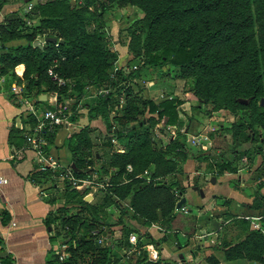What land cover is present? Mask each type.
<instances>
[{"label":"rangeland","instance_id":"obj_1","mask_svg":"<svg viewBox=\"0 0 264 264\" xmlns=\"http://www.w3.org/2000/svg\"><path fill=\"white\" fill-rule=\"evenodd\" d=\"M67 1L71 8L82 6V0ZM94 2L95 12L98 13L94 20L86 22L85 30L92 32L100 28L104 33L105 50L116 56V51H118L121 59L123 55L128 54L129 58L123 61V64L128 62V65L126 69H121L115 61L111 63L105 80L99 85L83 81L81 87L77 89L81 73H75L73 77H69L74 86L70 95L64 98L68 104L67 112L70 121L67 128L62 127L57 133L56 142L62 140L65 144L71 134L82 132L84 138L90 140L91 145H81L75 153H71L62 144L58 149V154L65 162L71 161L73 156L81 160L80 167L83 171L79 177L86 178L87 175L90 184L86 188L75 189L63 179L58 178L52 181L58 182L60 188L47 190L51 193L53 200L55 228L57 227L59 230L60 237L65 236L66 231L70 228L64 223L66 221L64 219L67 215L77 211L79 205L76 201L82 193H85L86 196L90 195L88 196L90 198L93 195L95 200L91 203L104 204V198L108 197L106 193L116 184L121 187L131 181L129 184L131 189L126 195L124 193L121 196L118 194L116 196L114 193L112 203L103 206L99 212L104 223L100 231V244L109 246V258L112 263L125 259L133 261L143 253L146 257L147 245L156 247L157 243L161 245L162 242H165L169 247L173 244L172 242L178 241L179 245H183L185 240H188V243L191 244L194 239L205 242L211 237L209 232L215 230L219 225L220 228L216 229L214 241L219 244L220 249H212V253L219 261L218 264H260L245 259L226 261L221 256L223 244H234L253 228L251 222L243 218L248 213H241L244 206L238 201L250 198L252 203V200L257 196H264V128L260 124H253L251 130L244 131L251 134L250 140L241 141L239 139V132L242 129L240 121L241 119L247 121L251 117L253 109L244 107L232 110L224 107L220 97L205 99L204 102L198 101L191 90L196 84L200 70H194V68L180 70L167 63L143 66L142 63L147 58L143 54L141 45L145 33L144 10L134 4L117 5L113 3L108 5L105 11H101L99 8L101 0H94ZM219 4L217 10L221 13V6H224L225 12L221 17L226 18L230 14L231 5L234 7L239 2L220 1ZM215 13L218 14V11ZM179 34L180 32L176 31L172 39L177 38ZM168 36H170L169 29H162L152 44L151 53L159 54L164 42L168 40ZM38 37L41 38V36ZM55 43L56 41L53 44L55 45ZM115 43L117 50L113 49ZM219 48L222 50L220 54H224L226 49L230 50V44L223 42ZM137 71L140 81L133 83L131 72ZM112 72L113 74H111ZM121 76L125 77L124 81H119ZM215 79L204 77V80L209 82ZM151 85L152 87L148 89ZM143 87L148 89L146 93H142ZM105 89L106 93L98 95L100 90ZM98 97L101 99L107 97L108 99L106 103H95V111L89 110L88 104L94 103ZM163 97L175 100L177 116L173 124L166 123L167 116L162 115L158 118L155 112H148L145 108L141 113H135V122L146 121V123L143 121L139 126L147 138L151 152L164 155L165 160L170 157L174 158L172 172L153 176L154 165L152 163L142 167L141 163L136 161L133 166L126 164L124 170L116 175L115 168L109 165L110 155L119 149L122 150V153L127 151L130 144L136 142L135 134L132 132H129L128 135L122 133L124 135L120 138L113 136L116 143L107 139L109 143L102 145L100 132L96 128V120L104 118L106 122H111V116L121 115L127 103L135 104L140 110L144 105L142 104L143 100L151 99L158 102ZM259 98L255 102L256 111L264 105V101L260 102ZM261 98L264 100V97ZM239 101L241 104L247 102L245 98ZM116 103L121 104L119 112H115ZM85 105L86 108H84ZM101 109L105 113H103V118L99 116ZM158 122L159 125H156ZM129 124L128 121L127 125ZM59 126L61 127V125ZM63 130H65L64 133ZM105 135L108 136V134ZM191 136H193V140L190 139ZM172 141H176L178 144L183 143L184 148L172 146ZM225 162L228 168L223 165ZM210 176L214 177L213 181H210ZM256 176L259 177L256 178ZM44 177L45 180H49L52 174H45ZM171 181H174L177 187L182 190L181 193H178L176 188L170 189L175 199L174 203L181 196H185L186 201L178 209L184 211V214L187 213L195 225L193 232L187 236L179 231L165 230L166 219L162 217L161 209L153 211L154 219L143 221L130 204L136 190L138 193L141 191V186L168 185ZM99 183L102 184V189ZM241 183L243 184L241 185ZM192 186L201 188L203 196L192 190ZM219 193L229 195L231 198L225 199L226 197L218 195ZM155 200L158 201V198L156 197ZM236 203L239 206H236ZM178 209L173 207L171 212ZM252 214L264 215V198ZM113 231L119 238V246H114L110 240ZM130 232L136 234L135 245H130L127 242ZM193 233L198 236H193ZM124 240L125 243H123ZM66 246L63 247V250ZM205 248L197 251L196 258L191 257L187 264H205L204 259L207 256H212L210 250ZM167 264H171V262L169 261Z\"/></svg>","mask_w":264,"mask_h":264},{"label":"trees","instance_id":"obj_2","mask_svg":"<svg viewBox=\"0 0 264 264\" xmlns=\"http://www.w3.org/2000/svg\"><path fill=\"white\" fill-rule=\"evenodd\" d=\"M220 1L239 2V4L234 7L231 5L230 14L222 18L225 8L221 6V13L217 10ZM94 3V0H82V6L73 8L69 6L67 0H47L36 4L34 11L37 24L19 34L15 32V23L8 22L0 31V39L6 41L18 35L16 37H23L25 43L0 54L2 67L8 69L17 63H23L22 79L25 81L26 90H32L34 95L40 90L56 91L58 100L70 95L74 84L71 82V90L66 92V87L56 89L48 80L46 69L54 59L56 60L54 69L60 76L69 79L75 73H81L77 89L81 87L83 81L95 85L101 84L116 55L109 54L105 50L104 33L100 28L92 32L85 30L86 22L94 20L97 16ZM113 3L134 4L145 12V33L141 45L143 54L147 58L142 63L143 66L167 63L180 70L186 68L200 70L196 84L191 90L198 101L204 102L205 99L220 97L224 107L232 110L244 107L253 109L247 121L244 119L240 121L241 141L250 140L251 134L244 131L251 130L253 124H260L264 128V105L260 110H255L256 99L264 97V0H101L99 8L105 11L108 5ZM215 11H218V14ZM162 29H169L170 36L161 47V52L153 54L150 51L152 44ZM176 31L180 34L173 40ZM35 35L55 37L62 42H57L56 46L53 42H45L42 48H38L32 45ZM223 42L230 44V50L226 49V53L220 54L222 50L219 45ZM127 65L128 62L125 67ZM131 75L138 77L139 73L131 72ZM205 76L216 79L209 82L204 80ZM124 79L125 77L121 76L119 81ZM244 98L247 102L241 104L239 100ZM96 99L94 103L88 104L89 110L95 111V103H106L108 98ZM159 100L158 102L151 99L143 100L144 105L140 110L135 104L127 103L121 115L111 116V122L104 120L105 113L102 109L99 111L106 134L112 133L116 127L126 126L129 127L127 130H116L113 135L120 138L125 133L135 134L136 142H132L127 151L112 152L110 155L109 165L115 168L116 175L124 170L126 164L133 166L136 161L140 162L142 167L152 163L153 176L172 172L174 158L165 160L164 155L151 152L147 138L139 126L145 120L135 122V113H141L146 109L148 112H155L158 118L162 115L167 116L166 123L173 124L177 116L175 100L164 97ZM50 107L45 104L42 108ZM128 121L129 125H127ZM53 132L54 130L46 136L49 144L52 143ZM81 133L71 134L65 141L71 153H75L81 145H91L90 140L84 138ZM171 144L184 148L183 143L172 141ZM71 162L73 174L81 175L83 171L80 167L81 160L73 156ZM223 165L228 168L226 162ZM130 183L131 181L121 187L116 184L106 193L108 197L104 198V204L88 203L82 200L80 195L76 201L79 205L77 211L64 219L66 220L64 223L70 227L66 235L62 236V240L67 239L65 250L68 255L60 264H167L161 258L149 261L145 253L137 256L133 261L125 259L112 263L109 258V246L94 245V240L100 236L101 226L104 225L99 212L103 206L112 203L114 193L116 196L124 193L126 195L131 189ZM144 187L141 186L139 193L136 190L131 201L129 200L143 221L154 219L153 211L161 209L162 217L166 219L165 230L179 231L185 235L193 232L195 225L187 213L184 214L180 209L171 212L175 199L170 189L176 188L178 193L182 191L174 181L169 182L168 185ZM156 197L158 201L155 200ZM263 198L264 196H257L249 207L256 209ZM56 234H60L59 230ZM263 254L264 239L257 230L248 231L234 244L222 245V255L226 260L246 259L264 264ZM205 259L207 264L217 263L213 256H207Z\"/></svg>","mask_w":264,"mask_h":264},{"label":"crops","instance_id":"obj_3","mask_svg":"<svg viewBox=\"0 0 264 264\" xmlns=\"http://www.w3.org/2000/svg\"><path fill=\"white\" fill-rule=\"evenodd\" d=\"M45 1L47 0H0V31L8 22L15 23V32L18 34L26 28L35 26L37 17L34 6ZM16 36L6 41L0 39V54L25 43L23 37ZM57 40L56 42H58ZM35 41L38 44H35ZM44 43V36L40 38L35 35L32 41V45L38 48H42ZM113 49L117 50L116 43ZM116 54V65L124 68L123 61L129 58L128 54L123 55L122 59L119 57L118 51H116ZM23 68V63H17L12 68L5 69L0 62V258L4 264H60L62 258L68 255L63 250L67 240H62L60 234H56L58 229L55 228L56 219L53 211V200L51 193L47 191L48 189L55 190L57 187L60 189L58 182H52L57 180L58 177L55 172L40 169V163L34 160L33 153L26 148L23 138V134L34 125L35 115L43 110L42 107L45 104L51 105L49 98L52 91L42 92L40 90L34 95L32 90H26L25 81L22 79ZM131 81L138 83L140 78L132 77ZM148 84L150 83L148 82ZM148 89L143 87L142 93H146ZM41 94L44 98H39ZM115 107V112H119L121 104L116 103ZM84 108H86V105ZM99 119L96 120V128L100 132L102 145L109 143L110 138L114 140L112 142L114 143V132L109 133L108 136L105 135L102 121ZM156 125H159V122ZM62 127L67 128L68 125L57 126L55 132H53L52 143H47L44 150L56 163L58 162L61 165L69 163L68 165L73 167L71 161L65 162L58 154V149L63 142L62 140L56 142V135ZM64 132L65 130H63ZM66 149L69 152L67 146ZM117 152L119 151L117 150ZM48 173H51L52 177L45 180L44 175ZM81 195L82 200L87 197L86 202L88 203L95 200L93 195L91 198L88 197L90 195L86 196L85 193ZM218 195L226 197L225 199L231 198V196L224 193ZM238 202L243 203L244 206L241 213H248L243 218L250 221L251 224L252 222H258L260 227L264 229V220H262L264 215L252 214L255 209L249 207V204H251L250 198ZM236 206H239V204L236 203ZM218 228H220L219 225L216 229ZM216 229L209 232L211 237L205 242L194 239V242L189 244V241L185 240L183 245H179V242L176 241L172 242L173 244L169 247L166 246L165 242H162L161 245L157 243L155 247L158 253L157 259L161 258L166 262L170 261L172 264H187L190 262L191 257L196 258L197 251L207 247L217 260L216 264H218L217 257L212 253V249L219 248V244L214 241ZM252 230H257L264 239L260 230L255 228H252ZM112 233L113 236L110 239L112 244L119 246L117 234L114 231ZM193 236L197 237L198 235L194 234ZM95 240L94 245H99L100 243ZM106 243H108L107 240ZM221 256L223 258V255ZM204 262L207 264L206 259H204ZM250 262L254 263V261Z\"/></svg>","mask_w":264,"mask_h":264},{"label":"built area","instance_id":"obj_4","mask_svg":"<svg viewBox=\"0 0 264 264\" xmlns=\"http://www.w3.org/2000/svg\"><path fill=\"white\" fill-rule=\"evenodd\" d=\"M57 42L55 43V45ZM56 60L54 59L52 63L47 67L46 74L48 76V80L55 86L56 89L66 87V92L71 90V82L68 78H64L59 75L55 71ZM134 67V66H133ZM124 67L121 69H126ZM114 72V71H113ZM113 72L111 74H113ZM107 90H100L98 95H103ZM59 96L56 91H52L50 94L49 100L51 101V107L47 109L41 110L38 115H35V123L34 125L23 134L24 141L26 143V148L31 150L34 156V160L40 163V169H48L51 172H55L56 176L60 179L65 180L67 183L72 185L75 189L86 188L90 181L86 178H81L79 176H75L72 172V168L69 165H61L58 162L56 163L52 157L45 152L44 147L47 145V134L51 133L58 125L67 126L69 125L70 117L68 110V104H66L65 99L58 100ZM34 113V111H32ZM193 140V136L190 138ZM111 142L114 140L110 138ZM121 152L122 150H118ZM85 183V184H84ZM243 183H241L242 185ZM100 188L102 189V184L99 183ZM184 212V211H183ZM252 226L255 229L261 231L264 236V229L260 227L258 222H252ZM101 237H96V242L100 243ZM127 242L130 245H135L136 243V234L134 232H130L127 237ZM64 247V246H63ZM146 258L150 261H155L157 257V249L154 246L147 245L146 246ZM0 264H4L2 259L0 258Z\"/></svg>","mask_w":264,"mask_h":264},{"label":"water","instance_id":"obj_5","mask_svg":"<svg viewBox=\"0 0 264 264\" xmlns=\"http://www.w3.org/2000/svg\"><path fill=\"white\" fill-rule=\"evenodd\" d=\"M56 41V38L55 37H51V36H47V37H44V42H55ZM59 43L62 42V40H57ZM35 44H38L37 41L34 42ZM43 94L39 95V98H43ZM263 98L260 99V102H263ZM129 127H124V128H120V127H116L115 130H113V132H115L116 130H127ZM214 180V177L213 176H210V181H213ZM192 190L196 191L197 193L200 194V196H203V191L201 188L197 187V186H192ZM84 201L87 200V197L83 199ZM186 201V198L185 196H181L174 204V208L175 209H178L181 204H183L184 202Z\"/></svg>","mask_w":264,"mask_h":264}]
</instances>
